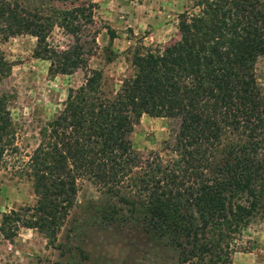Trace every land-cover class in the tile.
<instances>
[{
    "label": "trees",
    "instance_id": "1",
    "mask_svg": "<svg viewBox=\"0 0 264 264\" xmlns=\"http://www.w3.org/2000/svg\"><path fill=\"white\" fill-rule=\"evenodd\" d=\"M36 1L35 7L27 0H0V36L35 38L33 57L48 63L49 75L81 70L84 79L67 91L60 110L40 128L27 162L14 171L30 179L36 201L22 208V218L3 214L2 236L10 238L20 222L51 242L58 216L72 206L75 180L85 174L117 196L138 183L154 235L176 251L177 264H231L230 243L264 211V90L254 76L255 61L264 58V0H188L173 37L160 49L141 46L130 53L133 74L114 93L103 91L101 70L87 67L92 52L82 34H93L95 44L98 31L89 29L95 4L64 8L68 0ZM44 1L52 3L51 11L41 8ZM53 26L72 38L66 49L46 44ZM10 70L0 51V85ZM11 99L0 88V168L18 153ZM141 115L178 121L174 161L133 150L129 135ZM226 133L235 136L227 144L232 162L209 178L204 172ZM132 170L137 182L123 184Z\"/></svg>",
    "mask_w": 264,
    "mask_h": 264
},
{
    "label": "rangeland",
    "instance_id": "2",
    "mask_svg": "<svg viewBox=\"0 0 264 264\" xmlns=\"http://www.w3.org/2000/svg\"><path fill=\"white\" fill-rule=\"evenodd\" d=\"M27 1L30 6H38L36 0ZM87 2L91 1L68 0L64 8ZM108 2L110 7L118 9L116 14L122 28L119 30L123 39L129 38L128 45H121L113 51L107 41L106 45H101L98 38L95 44H91L89 37L93 34L82 35L88 42L86 47L92 52L87 67L101 70L103 91L114 93L120 89L122 81L133 74L130 53L141 46L160 49L173 37L177 16L188 10L190 3L188 0ZM43 5L47 6L45 1L41 8L51 11V2L47 7ZM96 17L97 13L93 10V25L89 29L100 33L107 27L106 34H113L103 22L107 23L115 17L108 13V19L100 22ZM129 24H132L133 32L131 27H126ZM45 41L50 48L59 51L72 44L70 35L56 26L51 28ZM34 46L35 38L29 35L0 36V51L11 65L10 75L2 81L0 88L12 94L8 110L14 124L13 144L18 151L5 157V167L0 168V227L3 214L14 211L20 217L23 215L22 208L35 204L30 179L14 171L27 162L39 142L40 128L60 110L67 91L80 86L84 79V71L81 70L70 75H49L48 63L33 57ZM104 48L109 49L104 51ZM106 57L110 61H106ZM254 76L258 86L264 90L263 57L255 61ZM177 125L176 119L141 115L129 135L131 147L141 157L152 152L162 163L172 162L176 159L172 145ZM233 140L235 136L228 133L222 137L204 172L207 177L217 176L218 171L231 164L232 155H228L227 144ZM13 158L19 162H14ZM136 172L132 170L123 184L137 182ZM89 180L85 174L75 180L72 206L62 217L58 216L59 223L51 242L36 229L21 227L20 222H17L16 231L10 238L3 237L0 231V264H177L176 251L154 235V218L146 215L140 205L144 193L138 192V183L133 188H123L117 196ZM120 196L128 202L122 201ZM259 201L264 204V193ZM230 244L234 250L231 264H264V211L258 210L249 225Z\"/></svg>",
    "mask_w": 264,
    "mask_h": 264
},
{
    "label": "crops",
    "instance_id": "3",
    "mask_svg": "<svg viewBox=\"0 0 264 264\" xmlns=\"http://www.w3.org/2000/svg\"><path fill=\"white\" fill-rule=\"evenodd\" d=\"M92 3L95 4L96 8L94 9V11H96L97 13V21H104V19H108L106 18L108 13L112 15V17H115L114 19H109V22H103L105 25H107L111 31H113V34L109 35L106 34L108 31V28L106 27L105 29H102L100 31V33H97L95 40L97 41L98 38H100V43L101 45H106L105 42L107 41L110 45V49H112L113 51H115L116 48H119V46H123V45H128L129 43V38L127 39H123V34L120 32L119 29H122L121 26H119V15L117 16L116 11H118V9H115L114 7H110V2H108V0H90ZM112 11V13H111ZM124 24H126V22H123ZM126 27H131L132 28V32L134 31V28L132 26V24H129ZM127 32V31H126ZM111 36V39L109 40V37ZM129 36V35H128ZM98 44V42H97Z\"/></svg>",
    "mask_w": 264,
    "mask_h": 264
}]
</instances>
